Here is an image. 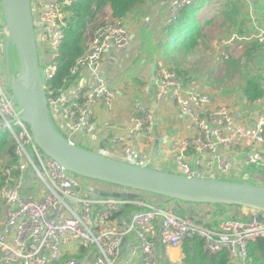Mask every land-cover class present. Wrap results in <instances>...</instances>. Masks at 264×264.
Masks as SVG:
<instances>
[{"label":"built area","instance_id":"1","mask_svg":"<svg viewBox=\"0 0 264 264\" xmlns=\"http://www.w3.org/2000/svg\"><path fill=\"white\" fill-rule=\"evenodd\" d=\"M74 1L31 0L35 47L43 55L38 64L52 125L72 146L127 164L148 165L153 158L141 156L128 142L115 149L117 142L136 138L146 146L152 142L155 121L148 106L132 104L125 132L116 133L110 147L98 143L94 108L99 103L112 111L118 101L117 91L103 76L102 61L106 52L121 53L129 44L125 20L114 19L93 32L64 87L53 91L46 83L56 74L66 8ZM198 1L203 0H163L157 11H163L167 26L182 8ZM252 13L254 18V9ZM0 34L7 35L2 0ZM255 39L264 50L263 32L232 34L225 43ZM86 73L95 77L94 85L80 82ZM153 79L157 98L171 97L184 129L183 135L170 138L169 151L163 156L172 160L168 172L200 179L231 176L264 186L262 177L251 176L256 171L264 175V95L250 102L233 98L216 102L198 81L161 61L156 63ZM11 83L7 81V87L0 76V132L14 140L17 157L14 170H6L0 186V264H114L122 256L124 264H184V242L194 236L203 239L204 250L211 254L225 251L231 264H251L247 245L264 237L263 212L180 201L214 205L213 221L204 222L195 207L184 214L173 211L174 200L165 196L70 173L35 143ZM114 127L105 122L102 128L108 133ZM241 168L252 170L240 174ZM145 195L157 200L149 201ZM259 214L262 221L256 220Z\"/></svg>","mask_w":264,"mask_h":264},{"label":"trees","instance_id":"2","mask_svg":"<svg viewBox=\"0 0 264 264\" xmlns=\"http://www.w3.org/2000/svg\"><path fill=\"white\" fill-rule=\"evenodd\" d=\"M221 1H223L222 4L215 6L212 15L200 19L197 18V12L202 5L201 1L195 7L186 6L178 12L175 20L162 27L157 46L163 61L171 69L188 74V70L181 64L182 61L209 48L212 35L222 34L230 28H237L239 33H242L245 21L252 20L249 15L248 17L243 16L238 0ZM253 1L254 17L257 12L261 18H264V0ZM146 2L147 0H75L71 6L66 8L68 11L67 25L60 46L58 67L55 76L47 80V85H50L53 91L64 87L67 83L66 80L71 77L70 68L84 54L93 32L114 19L125 20L129 14L145 5ZM245 43L244 47L240 49L232 47L226 49L227 55L222 56L219 73L223 79H229L235 74L242 76L243 66L253 61V52L259 46L261 47L258 41ZM190 77L196 79L191 75ZM263 80L264 71L263 73L257 72L256 75L248 73L244 75L243 81L239 85L240 97L243 102H250L264 95ZM196 81L198 80L196 79ZM199 83L201 84V82ZM208 85L210 84L208 83ZM14 149V140L7 133L0 132V186L6 170H14L16 166L17 157ZM224 180L241 181L231 176L225 177ZM250 183L254 184L252 181ZM203 245V239L198 236L186 240L183 249L184 264H231L225 251L211 254L204 250ZM247 251L251 264H264V237L250 241ZM55 264H59V262Z\"/></svg>","mask_w":264,"mask_h":264},{"label":"water","instance_id":"3","mask_svg":"<svg viewBox=\"0 0 264 264\" xmlns=\"http://www.w3.org/2000/svg\"><path fill=\"white\" fill-rule=\"evenodd\" d=\"M7 39L14 46L18 79L10 90L22 106L23 120L29 124L38 147L66 170L90 179L133 190L165 196L174 201L241 206L264 213V186L224 179L189 178L151 168L136 166L100 156L70 145L52 125L39 72L35 47L31 0H2ZM7 46L4 47V52ZM151 74L154 64L150 65ZM157 149H154L153 157ZM178 211V204L172 208ZM257 221H262L259 214Z\"/></svg>","mask_w":264,"mask_h":264},{"label":"crops","instance_id":"4","mask_svg":"<svg viewBox=\"0 0 264 264\" xmlns=\"http://www.w3.org/2000/svg\"><path fill=\"white\" fill-rule=\"evenodd\" d=\"M156 6V5H155ZM155 6L149 10L148 2L142 5L139 9L134 10L125 19L130 21L132 27L130 28V42L121 53L106 52L104 55L102 66L103 76L109 85L117 91L118 101L114 105L112 111H107L102 104H97L94 108L97 121L98 143L104 147H110L113 144V137L116 133L125 132L124 125L127 123L129 116V109L132 104H143L148 106L152 111L155 121L154 139L147 146L143 144L140 138L132 141L117 142L115 149L120 150L125 142L131 144L132 148L141 156L151 158L158 157L162 151L164 154L169 151L168 145L170 138L183 135L184 129L181 126V118L177 115L174 102L171 97L167 95L156 96V89L154 86L153 74H151L150 65L153 63L154 68L156 63L161 61L165 64L161 57V52L157 46L158 40L161 36L163 11L154 10ZM154 12V15H149ZM136 13H144L143 15H136ZM145 16V17H143ZM143 17V18H142ZM138 18H140L138 20ZM150 44V53L146 51L145 42ZM161 57V59H160ZM141 59L144 64V71L139 67L133 70L134 62ZM140 72L138 76L132 73ZM80 82L87 86L95 84V77L91 73H86L81 78ZM170 118V121H169ZM109 122L115 125L111 132L103 131V125ZM150 145V146H149ZM157 149L156 155L153 157L154 149ZM163 154V156H164ZM171 166V165H170ZM166 170V169H163ZM167 171V170H166ZM178 204L179 212L185 213V210H192L195 207L198 214L204 222H212L214 205H199L187 204L180 201H172L170 205L175 207Z\"/></svg>","mask_w":264,"mask_h":264},{"label":"rangeland","instance_id":"5","mask_svg":"<svg viewBox=\"0 0 264 264\" xmlns=\"http://www.w3.org/2000/svg\"><path fill=\"white\" fill-rule=\"evenodd\" d=\"M163 0H147L148 6L150 5L149 10L152 8V6H155L154 10L159 7L160 3ZM223 1L221 0H213V1H208L205 2L204 0L202 1L201 7H199V10L197 12V18H205L210 15H212L213 11L215 10L216 5H221ZM239 2V1H238ZM253 0H250L248 2H243L242 4L239 2V6L242 9V14L244 17L251 16L252 20L247 19L244 23L243 26V32L239 33V30L236 29H229L224 31L222 34H217L216 36H211V41L209 43V48H206L202 52H198L194 56L188 57L186 60L182 61V66H184L188 70L187 76L190 77L193 76L196 78L199 82H201L203 90H206L209 92L210 97L212 100L216 102H223L226 100H229L230 98H233L234 100H237L239 102H243L241 97H240V92H239V85L243 81L244 75L248 73L249 75H256L258 73H263L264 71V50H262V44L257 40H252V41H258L261 44V47L259 46L254 53V59L251 61L249 64L243 66L244 73L242 76H239L238 74H235L233 77L229 79H223L220 76V67L222 63V56L227 55L226 49L228 47L232 48H242L244 47L245 42H252V41H232L230 43H225L228 38L231 37L232 34H237V35H242L245 33H260L263 32L264 34V18H261L259 14L256 12V16L253 18ZM197 3H200V1L196 2L193 6L195 7ZM224 6V5H223ZM161 7V6H160ZM163 10V9H162ZM241 11V10H240ZM144 13H136V15H143ZM130 15V14H129ZM145 15V14H144ZM151 15H154V12L149 15V18ZM147 16V15H145ZM143 16V17H145ZM141 17V16H139ZM142 17V18H143ZM264 17V16H263ZM140 18H138L139 20ZM151 19V18H150ZM164 21V20H163ZM163 21L161 23L162 27L165 25L163 24ZM125 24L130 31V28L132 27L130 21L126 20ZM241 28V27H240ZM212 31V30H211ZM89 43V42H88ZM87 43V45H88ZM245 43V44H244ZM7 46L6 51L4 52V47ZM146 46V51L150 53V44L148 41L145 42ZM87 47V46H86ZM2 55H4V58H1ZM37 56L39 62H41L43 55L42 52L38 49L37 51ZM161 59V57H160ZM134 69L141 68L144 71V64L141 63V59H137L134 63ZM166 66L169 67L168 64L165 63ZM19 61L17 57L16 50L14 46L11 44L10 41L7 39V35L5 34H0V76L6 80L10 84L13 79H18V74H19ZM171 68V67H169ZM42 67L40 66V75L43 77ZM134 74L135 72L132 71ZM136 76L140 74V72L135 73ZM195 79V80H196ZM208 83L210 85H208ZM9 85L7 84V87ZM170 121V118H169ZM60 132L62 130L60 129ZM85 141L89 142V136L85 138ZM96 143V142H95ZM150 146V145H149ZM85 148L88 150L94 151V147L91 145H87ZM164 151L160 153L158 157L153 158L152 162L148 164L149 167L158 169V170H169V167L172 163L171 158L165 159L163 157ZM147 157V155H146ZM252 169H245L241 168L239 173L244 174L248 173ZM70 172V171H69ZM72 173V172H70ZM251 176L254 178L261 177L264 179V175L259 172H251ZM251 182V181H247ZM253 182V181H252ZM118 188L121 189H126L117 186ZM145 198L149 201H156L157 198L155 196H150V195H145ZM125 256L119 257L117 260H114V264H124L123 259ZM184 262V261H183Z\"/></svg>","mask_w":264,"mask_h":264}]
</instances>
